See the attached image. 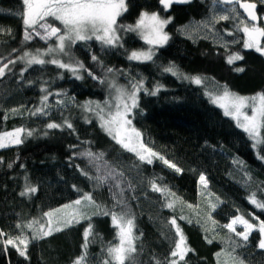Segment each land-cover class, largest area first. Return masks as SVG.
Wrapping results in <instances>:
<instances>
[{
  "label": "trees",
  "instance_id": "trees-1",
  "mask_svg": "<svg viewBox=\"0 0 264 264\" xmlns=\"http://www.w3.org/2000/svg\"><path fill=\"white\" fill-rule=\"evenodd\" d=\"M246 1L255 2L259 15L264 14L261 0ZM126 4L127 11L118 18L123 25H134L142 11L157 12L163 19L171 18L164 27L169 40L154 46L151 61L128 59L131 51L149 46L137 32L119 33L122 47L102 50L94 39L78 42L72 48V55L97 77H104V68H113L120 85L143 80V89L147 91L137 93L138 108L129 117L132 126L141 133L147 147L182 171L176 173L159 159L151 164L140 161L101 128L93 113L78 106L88 101L102 104L108 98L107 84L100 79H92L87 72L82 73L83 79H76L71 72L51 64L34 65L21 75L22 61L10 65L12 70L0 77V133L23 128L32 130L33 134L24 133L23 143L0 149V231L7 234L0 237V264H72L81 255L83 233L88 227L86 221L32 240L27 249L28 259L2 241L15 238L22 231L30 238L32 229H18V223L27 224L34 218L46 222L43 212L69 204L85 192L91 193L97 204L112 208L109 185L95 187V181L81 173L83 169L90 176L103 174V169L97 173L87 158L79 155L89 149L103 153L109 165L123 173L119 179L126 189L128 210L134 217L133 232L139 237L137 264H154V258L165 261L169 257L178 239L175 229L166 226L173 215L192 220L189 223L187 219H177L192 249L180 264H217L216 253L221 249L231 251L233 240L242 242V238L222 225L238 215L254 224L264 220V210L249 202L255 194L264 203V160L257 158L258 154L264 155L261 150L264 146L254 149L243 129L206 95L207 92L219 94L225 88L244 97L264 93V56L244 47L245 36L238 31L233 18L213 22V0L175 3L167 11L159 5V0H126ZM20 5L21 0H0V28L11 30V34L0 33V57L3 58L0 66L25 51L34 53L37 49L45 50L49 43L55 44L54 37L45 41L35 35L32 40L24 41L22 20L14 15ZM227 6L237 8V5ZM237 12L242 15L238 8ZM204 21L208 27H203ZM54 26H60L59 22ZM257 26L263 27L262 20ZM260 40L264 43V37ZM93 55L102 61V66L92 60ZM232 55L242 59L229 64L227 61ZM63 60L68 62L66 57ZM169 65H175L183 76L199 77L203 82L196 85L164 72L163 68ZM157 85L163 87L155 96L148 95ZM42 89L53 93L48 99L51 106L48 114L29 115L40 107L41 96L47 95ZM58 100L64 103L57 105ZM12 109L18 111L13 113ZM65 120L72 123L74 131L66 127L46 128L50 122L63 124ZM201 174L207 179V188L199 181ZM153 179L167 185L184 202L183 208L179 203L175 208L162 207L167 201L161 193L152 191L149 181ZM129 182L134 189H127ZM26 183L37 190L21 196ZM209 202L218 204L211 210V220L208 219ZM189 204L192 208L187 207ZM86 211L92 213L96 209L89 207ZM213 220L217 222L215 226ZM90 222L94 236L87 249V264H98L104 258L102 249L114 241L117 229L110 215L92 216ZM209 239L213 242L208 243ZM259 239L256 230L246 246L236 250L244 264H264V249L257 247Z\"/></svg>",
  "mask_w": 264,
  "mask_h": 264
},
{
  "label": "snow or ice",
  "instance_id": "snow-or-ice-1",
  "mask_svg": "<svg viewBox=\"0 0 264 264\" xmlns=\"http://www.w3.org/2000/svg\"><path fill=\"white\" fill-rule=\"evenodd\" d=\"M190 0H159V5L164 11H167L175 3H189ZM264 3V0H261ZM213 3L223 5H238L247 13L250 21L258 19L255 3H249L244 0H213ZM127 11L126 0H21L20 9L14 15L22 20L24 26V41L33 39V35L38 36L41 40L48 41L50 38H55V44L49 43L45 50L37 49L36 52L25 51L21 56L15 60L9 59L7 63L0 66V77H4L6 72L12 69L10 65H15L22 61L24 67L21 69V75L34 65H55L58 69H64L69 72L76 79H83V72H87L92 79H100L101 83H106L109 90V98L102 104L100 102L88 101L82 105H78L86 112H91L100 121L101 128L107 132L118 144L124 149L134 152L140 161L153 163L154 159H159L163 164L173 169L176 173H180L182 169L176 164L166 160L159 153L154 152L147 147L141 140V133L132 126V120L129 118L133 110L138 108L137 93L143 89V80L130 81L129 85H120L115 79V72L113 68H104V77L100 78L94 75L91 71L85 68L83 62L76 60L72 55V48L78 42H87L95 40L99 42L102 50L115 47H122L120 44L121 32H137L142 39H145L149 45H163L169 40L168 34L164 31L165 25L169 24L171 18L163 19L157 12H141L139 18L134 25H123L118 22ZM234 15H239L236 7L225 9ZM230 15H221L219 17L213 16V22L217 20H229ZM55 22H59L60 26H54ZM203 27H208V22H201ZM242 31L245 34L244 47L247 49H255L257 53L264 56V43H261L260 38L264 37V27H259L252 23L251 27L247 26V22ZM7 32L11 34V30L0 28V33ZM15 51V49H13ZM154 50L149 48L147 51H132L128 55L129 60L136 61H151L153 59ZM50 57V58H48ZM67 58L68 62H64L63 58ZM92 60L98 64L102 61L96 55H93ZM0 59H3L0 57ZM242 59L239 55H232L228 58V63L231 64L234 60ZM243 71V69H236ZM166 73H171L174 76H179L182 79H188L196 85H200L203 81L199 77L183 76L175 65H169L163 68ZM112 78L109 79V75ZM162 85H157L152 91H148V95L155 96ZM47 95L41 96L40 107H37L29 115H47L48 109L51 107L48 103L49 96L53 95L47 89ZM60 95V93H56ZM210 101L217 103L218 101H226L220 103L219 106L224 109V115L230 116L236 121V126L243 129L252 141L254 149L264 146V93H258L252 97H243L231 94L226 88L222 96H213L211 92H207ZM57 105H62L64 102L58 100ZM13 113L17 109L10 110ZM250 111V114H249ZM73 130V125L65 120L63 124L50 122L46 125L48 129L64 128ZM26 136H32V130H25L23 128H16L11 132L0 133V149L10 147L12 145H20ZM75 147V146H72ZM264 150V149H261ZM76 155V153H74ZM81 157L87 158L89 164L94 167L97 173L103 169L102 175L90 176L87 171L81 169V173L87 176L90 180L95 181V187H103L105 184L109 185L113 204L112 208L108 209L106 206L97 204L91 193H82L80 197L69 204L62 205L56 209H52L42 213V217H46V222H41V218H34L27 224H17L18 229H32V236L29 238L21 232V235L15 238H7L2 242L5 246L11 245L16 249L18 254L25 259H28L27 249L32 240H39L44 237L52 235L53 232H59L74 224H79L81 221L88 222V227L84 229V243L81 245L82 253L79 257L72 261V264H87L88 261V247L93 242V226L91 224L92 216H111L112 225L117 229L114 241H110L105 249H102L104 258L98 264H137V245L136 241L139 239L133 229L135 227L134 217L131 216L128 210V201L125 197V187L123 181L119 177L123 176L122 172H117L112 168L108 161L105 160L103 153H94L90 149L79 153ZM258 159L264 160V155L258 154ZM242 164L241 161H235ZM11 167V163L8 165ZM79 167V165H77ZM27 179V178H26ZM200 183L207 188V179L201 174L199 177ZM153 192L161 193L162 198L167 201L162 204V207L175 208L179 203L183 208L184 202L176 197L175 193L167 185L157 183L156 179L149 181ZM75 187V186H73ZM127 189H134V185L129 182ZM36 188L29 186L27 183L24 190L20 193L21 196L35 193ZM80 192L79 189H77ZM135 198V197H133ZM218 200V198H217ZM249 202L256 208L264 210V203L255 198V194L249 198ZM89 207H95L96 211L88 213L86 211ZM192 208V205H187ZM218 207V204L209 202L208 219L211 220V210ZM119 209V211H117ZM177 219H187L189 223L192 220L184 215L176 217L173 215L167 222L169 229H175L174 247L170 250L169 257L165 261L156 260L154 264H180L185 260L187 253L192 249L188 247L186 237L177 223ZM255 219L259 220L258 217ZM199 222V221H197ZM216 225V221H212ZM39 227L34 228V225ZM242 224L243 231H237L235 225ZM221 227L229 230L230 233H235V236L242 238V242L232 241L230 247L231 251L221 249V252L216 253L217 264H221L219 258L224 256L223 264H244L241 256L237 255L236 250L246 246L250 235L258 230L260 239L257 247L264 249V220H260L258 224L249 222L243 216H235L232 220L222 225ZM205 231H208L205 229ZM7 234L0 231V237ZM207 239V237H206ZM231 239V237H229ZM118 240V243L115 242ZM211 239L208 243H212ZM223 243V241H222ZM6 251L7 248L5 247Z\"/></svg>",
  "mask_w": 264,
  "mask_h": 264
},
{
  "label": "rangeland",
  "instance_id": "rangeland-1",
  "mask_svg": "<svg viewBox=\"0 0 264 264\" xmlns=\"http://www.w3.org/2000/svg\"><path fill=\"white\" fill-rule=\"evenodd\" d=\"M212 6H213V14H212V18H213V16H216V17H219V16H221L220 14H218V13H220V12H227V15H230V18H233L235 21H236V23H237V27H238V31H240V32H242L243 34H244V32L242 31V29H243V27L245 26V24H246V20L243 18V16L242 15H234V14H232V13H230V12H228V11H225V9H230V8H232V7H234V6H227V5H219V4H217V3H213L212 4ZM223 13V14H224ZM222 14V15H223ZM261 20H262V24H263V27H264V14H262L261 15ZM248 23V22H247ZM247 26L248 27H251V25H248L247 24ZM210 27H211V25H210ZM165 31V30H164ZM244 36H245V34H244ZM53 38V37H52ZM51 39V38H50ZM245 39H246V37H245ZM149 45V44H148ZM154 46H156V45H149L148 46V48L147 49H145V50H134V51H147L150 47L151 48H153V50L155 49L154 48ZM132 52V51H131ZM130 52V53H131ZM129 53V54H130ZM128 54V55H129ZM108 87V86H107ZM108 92H109V94H110V90H109V88H108ZM224 92V91H223ZM223 92H221V93H219V94H213V96H222L223 95ZM232 94V93H231ZM238 96V95H237ZM244 97V96H243ZM245 97H247V96H245ZM108 98H109V95H108ZM107 98V99H108ZM226 101H218L217 103H214L215 105H217L218 107H220L219 106V104L220 103H225ZM103 103V102H102ZM221 108V107H220ZM221 110L223 111V113H224V109L223 108H221ZM249 114H250V111H249ZM230 117V116H229ZM230 118H232V117H230ZM233 119V118H232ZM97 120V122L100 124V121L98 120V119H96ZM236 122V121H235ZM14 131V130H13ZM11 132V131H10ZM106 132V131H105ZM107 133V132H106ZM23 134L24 133H22L21 135L23 136ZM112 138V137H111ZM113 139V138H112ZM114 140V139H113ZM140 140L142 141V138L140 137ZM143 142V141H142ZM132 153H134V152H132ZM135 154V153H134ZM136 155V154H135ZM203 186V185H202ZM232 220V219H231ZM230 220V221H231ZM235 227L236 228H240L242 231H243V225L242 224H237V225H235ZM219 260H220V262H221V264H223V262H224V256L223 255H221L220 256V258H219Z\"/></svg>",
  "mask_w": 264,
  "mask_h": 264
},
{
  "label": "water",
  "instance_id": "water-1",
  "mask_svg": "<svg viewBox=\"0 0 264 264\" xmlns=\"http://www.w3.org/2000/svg\"><path fill=\"white\" fill-rule=\"evenodd\" d=\"M242 2H244V1H242ZM246 2H249V3H255V2H251V1H246ZM255 4H256V3H255ZM237 8H238V10L240 11V13L243 15L244 19H245L247 22L250 21V18L248 17L247 13L244 12L243 9L239 8L238 5H237ZM254 11L256 12V15H257L258 19H257L256 21H252V22H248V23H251V24H252V23H255L256 25H259V23H260V21H261V15H259V13H258V6H257V4H256V9H255Z\"/></svg>",
  "mask_w": 264,
  "mask_h": 264
}]
</instances>
